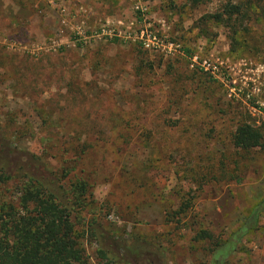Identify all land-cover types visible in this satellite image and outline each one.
Instances as JSON below:
<instances>
[{
	"label": "rangeland",
	"instance_id": "obj_1",
	"mask_svg": "<svg viewBox=\"0 0 264 264\" xmlns=\"http://www.w3.org/2000/svg\"><path fill=\"white\" fill-rule=\"evenodd\" d=\"M238 1L0 0V156L85 184L72 217L91 264L90 222L208 264L197 234L226 239L263 197L264 0L242 23L204 19ZM242 124L258 148L232 145ZM16 191L0 183V202ZM227 264H264V211Z\"/></svg>",
	"mask_w": 264,
	"mask_h": 264
},
{
	"label": "trees",
	"instance_id": "obj_2",
	"mask_svg": "<svg viewBox=\"0 0 264 264\" xmlns=\"http://www.w3.org/2000/svg\"><path fill=\"white\" fill-rule=\"evenodd\" d=\"M257 3L261 0L228 2L220 12L204 19L215 23L232 19L242 23L250 5L256 7ZM261 138L257 129L242 124L235 129L231 143L248 151L258 148ZM23 156V161L15 164L14 169L8 165L5 155L0 156V183L10 182L17 187L14 201L0 202V264H91L84 253L83 234L75 228L80 220L72 217L75 210L83 209L87 204L85 184L76 182L65 190L58 184L60 178L36 158L27 153ZM263 211L264 195L226 239H213L207 232L200 231L197 239L209 242L208 264H227L229 257L238 251L241 239L256 229ZM95 226V222H90L81 233H88L96 245V257L104 264H129L132 257L136 264H144L146 257H154L159 264H166L151 244L139 239H120Z\"/></svg>",
	"mask_w": 264,
	"mask_h": 264
}]
</instances>
